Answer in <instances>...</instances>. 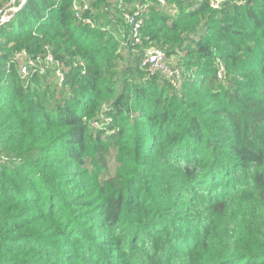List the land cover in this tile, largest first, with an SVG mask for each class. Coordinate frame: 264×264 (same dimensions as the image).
Instances as JSON below:
<instances>
[{
	"label": "trees",
	"instance_id": "trees-1",
	"mask_svg": "<svg viewBox=\"0 0 264 264\" xmlns=\"http://www.w3.org/2000/svg\"><path fill=\"white\" fill-rule=\"evenodd\" d=\"M74 1L25 0L0 25V264H119L115 247L132 264H264V0H87L81 18ZM139 9L135 44L124 14ZM150 46L198 78L179 93L145 51L125 61ZM48 51L63 81L21 74L18 54ZM196 206L193 238L173 215Z\"/></svg>",
	"mask_w": 264,
	"mask_h": 264
},
{
	"label": "built area",
	"instance_id": "built-area-1",
	"mask_svg": "<svg viewBox=\"0 0 264 264\" xmlns=\"http://www.w3.org/2000/svg\"><path fill=\"white\" fill-rule=\"evenodd\" d=\"M120 3H123L124 0H118ZM228 0H214L213 6L214 8H220L223 3H225ZM24 0H10V4L8 9L4 12L2 19L0 21V25L9 22L19 8L21 6H18V3L22 5ZM161 5L167 6L168 3L166 0H159ZM74 11L76 13V16L78 18H81V13L88 8L87 0H75L73 5ZM124 19L126 23L131 27V36L132 40L135 44H140L142 42L141 37V30L145 25V13L143 10L139 9L134 13H125ZM86 23L94 27L93 22L90 19L86 20ZM18 59L24 60L21 66V74L22 75H28L30 73V68L35 67L38 71H45L44 68H42L40 65V62L44 61L42 59H32L26 52H22L18 54ZM45 62L47 63V66L55 67L57 76L63 81L64 80V74H63V66L60 62L55 60L54 55L48 51V55L45 59ZM144 66L147 67L148 72L150 75H156L160 74L167 78H172L177 73V71L171 67V65L166 60V55L163 50L158 48H153L151 51L147 52L146 58L144 60ZM224 71V67L220 71V77L222 76V72Z\"/></svg>",
	"mask_w": 264,
	"mask_h": 264
},
{
	"label": "rangeland",
	"instance_id": "rangeland-1",
	"mask_svg": "<svg viewBox=\"0 0 264 264\" xmlns=\"http://www.w3.org/2000/svg\"><path fill=\"white\" fill-rule=\"evenodd\" d=\"M25 1V0H24ZM198 1V0H197ZM24 3V2H23ZM7 10V9H6ZM105 22V19L103 20V23ZM110 23V22H109ZM107 24V27L108 28H110V30L114 33V35L118 38V39H120V41H121V43H123L124 45H127V41L125 40L126 38L128 39V35L126 34V38L125 39H122V38H120L119 37V34H120V31H119V26L116 24V23H114V25L113 24ZM93 24H94V27H98L99 25H97L96 24V22H93ZM104 25H105V23H104ZM125 33H126V31H125ZM130 39H132V36H130ZM126 41V42H125ZM152 48H155L154 46H150V47H146L145 49L146 50H144V49H134V50H132V51H125L124 53H125V55H126V62H128V61H132V63H134V61H135V59L140 55V54H142L144 51L147 53V52H149V51H151V49ZM52 53V52H51ZM53 54V53H52ZM174 61H176V59H174V58H172V59H170V62H174ZM174 64V63H173ZM40 65H42L41 67L42 68H44L45 70H47V69H54L53 67H51V66H47V63L45 62V61H42V62H40ZM174 69L177 71V73L174 75V77H172V78H170L169 80H171V82H172V84L174 85V86H176V88H177V92H181L182 93V91H184V87H183V85H184V83H185V81H186V77H190V75H191V79H193L194 77H197V73H192V72H189L188 70H183L184 68H182L181 66H175L174 65ZM223 68V66L221 67V65H220V68H219V70L221 71V69ZM189 72V73H188ZM198 78V77H197ZM196 78V79H197ZM106 122H110V120L108 119ZM96 127H97V125H96ZM145 163H152L151 162V160H146V159H144L143 160ZM147 161V162H146ZM144 167H146V166H144ZM145 172H147V175H145V177H144V181H146V183L144 182L143 184L145 185L144 187H143V189L144 190H146V191H149L148 189H149V185H151L152 183L153 184H155V183H158V181H159V178H155V176H153L156 172L155 171H153L151 168H150V165H148L147 164V168L144 170ZM143 171V172H144ZM154 186L153 185H151V188H152V190H150L148 193H152L153 194V188ZM143 203V202H142ZM184 204H186L184 201H182V200H179V199H177L176 201H174V202H172V201H170V202H168V207H170V208H175V207H179V206H181V205H184ZM199 209H202L201 207H199V206H196L195 208H194V210L196 211V212H192L193 214L191 215V213H189L188 214V216H182V215H184V214H178V212L177 213H175L174 215H173V217L174 218H179L182 222H185L184 221V219L182 218V217H188L189 219L185 222L186 223V225H187V227H189L190 229H192L194 232H197L198 234L197 235H194V237L193 238H195V237H200V233L202 232V230H203V226H201V222H203L202 220H201V218L199 217V216H197V213L199 212ZM135 212H137V211H135ZM138 215H141L142 216V214L141 213H137ZM199 217V218H198ZM153 218H152V214H151V217H150V215H149V217L147 218V220H152ZM124 220H127V217H124ZM191 220L192 221H197L198 222V224H193L192 222H191ZM136 221V220H135ZM196 222V223H197ZM148 223V222H147ZM139 224H140V222H139ZM124 225H125V223H124ZM235 224H231V226H230V230H233L234 228H235ZM147 227H148V225H146V229H147ZM126 227L125 226H121V229H120V231H121V233H126ZM122 234V235H123ZM126 237H129L128 236V233H126ZM150 237V236H149ZM143 235L141 234V236H139L138 237V239H135V240H133V241H137L136 243V246H134V247H136L134 250H136L137 252H139V253H147V251H144V250H142L141 248H137L138 247V245H139V243H140V240L141 241H143ZM152 239V238H151ZM126 240H128V241H130V238H126ZM145 240H147V241H149V238H146ZM155 240V239H154ZM158 242V241H157ZM155 243H156V241H155ZM131 246V245H130ZM113 247H115V246H113ZM133 247V246H132ZM130 249H131V247H129ZM113 253H111L110 255H112V257L114 258V259H116V260H118L119 261V264H132V263H130L131 262V255H130V251L129 250H124L123 252H121V253H118V250H117V248L115 247L114 249H113ZM166 252V251H165ZM168 254H172V255H183V256H185L184 254H182V253H180L176 248L172 251V253H168ZM145 255V254H144ZM227 254H225V256H226ZM222 257V256H221ZM126 259H128V260H126ZM120 260H124V261H120ZM141 263H143V264H145V262H143V261H140Z\"/></svg>",
	"mask_w": 264,
	"mask_h": 264
}]
</instances>
